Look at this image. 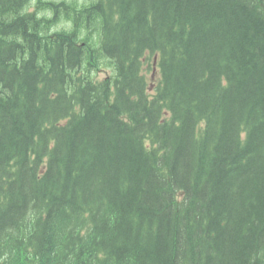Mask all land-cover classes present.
I'll return each instance as SVG.
<instances>
[{
	"label": "trees",
	"instance_id": "16d2710c",
	"mask_svg": "<svg viewBox=\"0 0 264 264\" xmlns=\"http://www.w3.org/2000/svg\"><path fill=\"white\" fill-rule=\"evenodd\" d=\"M0 264H264V0H0Z\"/></svg>",
	"mask_w": 264,
	"mask_h": 264
},
{
	"label": "rangeland",
	"instance_id": "374dc122",
	"mask_svg": "<svg viewBox=\"0 0 264 264\" xmlns=\"http://www.w3.org/2000/svg\"><path fill=\"white\" fill-rule=\"evenodd\" d=\"M155 75V74H154ZM154 77V76H153Z\"/></svg>",
	"mask_w": 264,
	"mask_h": 264
}]
</instances>
